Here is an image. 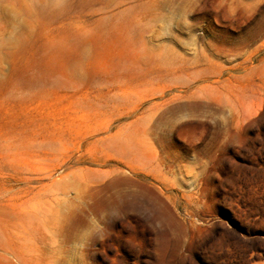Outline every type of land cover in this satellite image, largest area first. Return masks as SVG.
I'll return each instance as SVG.
<instances>
[{
    "label": "rangeland",
    "instance_id": "obj_1",
    "mask_svg": "<svg viewBox=\"0 0 264 264\" xmlns=\"http://www.w3.org/2000/svg\"><path fill=\"white\" fill-rule=\"evenodd\" d=\"M0 264H264V0H0Z\"/></svg>",
    "mask_w": 264,
    "mask_h": 264
}]
</instances>
